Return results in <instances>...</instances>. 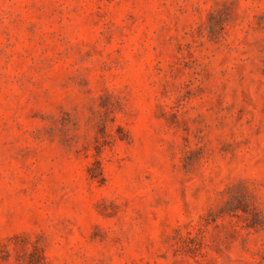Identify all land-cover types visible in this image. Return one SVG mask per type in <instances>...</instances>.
I'll use <instances>...</instances> for the list:
<instances>
[{"label": "rangeland", "instance_id": "obj_1", "mask_svg": "<svg viewBox=\"0 0 264 264\" xmlns=\"http://www.w3.org/2000/svg\"><path fill=\"white\" fill-rule=\"evenodd\" d=\"M0 264H264V0H0Z\"/></svg>", "mask_w": 264, "mask_h": 264}]
</instances>
